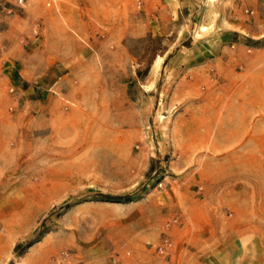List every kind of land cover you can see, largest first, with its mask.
<instances>
[{
  "label": "rangeland",
  "instance_id": "1",
  "mask_svg": "<svg viewBox=\"0 0 264 264\" xmlns=\"http://www.w3.org/2000/svg\"><path fill=\"white\" fill-rule=\"evenodd\" d=\"M56 1L12 5L13 22L0 28V116L11 120L0 223L17 230L18 245L35 241L11 264H264L263 165L245 180L251 201L237 202L227 180L218 193L196 172L176 171L171 140L185 64L264 45V0H196L171 23L127 38L116 49L130 58L105 60L102 74V114L125 116L102 123L81 121L95 101L71 92L79 76L60 61L57 72L42 71L44 15Z\"/></svg>",
  "mask_w": 264,
  "mask_h": 264
},
{
  "label": "crops",
  "instance_id": "2",
  "mask_svg": "<svg viewBox=\"0 0 264 264\" xmlns=\"http://www.w3.org/2000/svg\"><path fill=\"white\" fill-rule=\"evenodd\" d=\"M192 4L196 0H58L44 15L42 52L49 62L42 71L57 72L60 61L69 68V74L79 76L81 84L76 88L72 85L71 92L78 93L75 96L83 103L88 97L95 101L91 112H81L82 122H122L125 115L120 112L102 114L105 60L130 58L116 48L127 38L148 35L152 28L171 23L182 7ZM13 18L0 10V28H7ZM176 58L169 64L174 65ZM194 59L200 61L182 64L186 73L175 88L180 97L171 98L185 107L172 128L173 152L177 155L172 167L178 172H196L218 193L227 180V193L239 197L237 202H250L245 180L252 176L250 172L261 169L260 164L264 169V45L252 52L238 51L227 57L199 54ZM83 79L90 82V90ZM123 98H117V106H123ZM10 128L11 120L0 116V155L6 154ZM5 166L0 158V168ZM208 169L210 178H206ZM0 227V264H11L20 243L19 233L6 224L0 223ZM33 249L30 247L26 258Z\"/></svg>",
  "mask_w": 264,
  "mask_h": 264
},
{
  "label": "built area",
  "instance_id": "3",
  "mask_svg": "<svg viewBox=\"0 0 264 264\" xmlns=\"http://www.w3.org/2000/svg\"><path fill=\"white\" fill-rule=\"evenodd\" d=\"M33 0H14L12 3L10 0H0V10H5L9 14L13 12V7H17L20 9H27L28 7L31 6ZM55 1V0H52ZM58 1V0H57ZM13 5V7H12ZM49 5H51V2H49ZM37 29L35 30V33H37ZM16 88L11 87L10 92L11 93H16ZM158 172L156 171L153 175V178L157 181L155 184V187L161 188L163 187V181L157 178ZM202 189V188H200ZM178 220L174 219L173 222L176 223ZM170 225V224H169ZM171 246V243L168 238L164 239L163 243L159 246V252L164 253L166 250Z\"/></svg>",
  "mask_w": 264,
  "mask_h": 264
},
{
  "label": "trees",
  "instance_id": "4",
  "mask_svg": "<svg viewBox=\"0 0 264 264\" xmlns=\"http://www.w3.org/2000/svg\"><path fill=\"white\" fill-rule=\"evenodd\" d=\"M105 198H108V199H111V200L123 199V198H118V197L115 198V197H107V196H105ZM125 199H127V198H125ZM34 243H35V241H30L25 246L17 245L15 250L20 249V248L23 249V251L17 253L18 255H21L22 252H24L25 250H27L28 248L33 246Z\"/></svg>",
  "mask_w": 264,
  "mask_h": 264
}]
</instances>
